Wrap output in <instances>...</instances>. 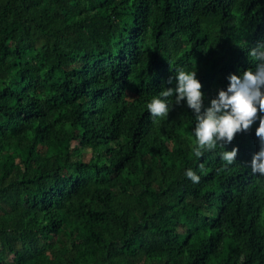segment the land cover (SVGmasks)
<instances>
[{"label":"trees","instance_id":"trees-1","mask_svg":"<svg viewBox=\"0 0 264 264\" xmlns=\"http://www.w3.org/2000/svg\"><path fill=\"white\" fill-rule=\"evenodd\" d=\"M262 38L264 0H0V264H264L259 121L225 166L186 103L147 109L180 68L207 104Z\"/></svg>","mask_w":264,"mask_h":264},{"label":"clouds","instance_id":"clouds-1","mask_svg":"<svg viewBox=\"0 0 264 264\" xmlns=\"http://www.w3.org/2000/svg\"><path fill=\"white\" fill-rule=\"evenodd\" d=\"M247 55L255 63L239 73H230L226 88H219L207 104L196 67L180 68L174 76L169 77L171 86L163 87L151 97L147 109L153 118L167 117L173 101L176 104L186 103L195 112V126L191 130L195 137V155L201 156L205 151L219 146L220 158L226 162L225 166L236 161L239 151L238 145L231 149L225 145L231 143L237 132L249 130L258 120L255 132L260 146L253 154L250 165L253 173L264 175V114H261L264 113V38L251 45ZM185 175L193 182L201 179L191 167L185 170Z\"/></svg>","mask_w":264,"mask_h":264}]
</instances>
